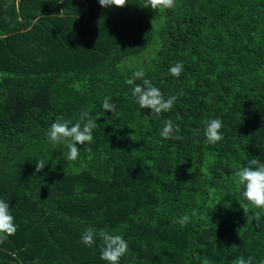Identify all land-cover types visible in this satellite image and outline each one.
I'll return each instance as SVG.
<instances>
[{
	"label": "trees",
	"instance_id": "16d2710c",
	"mask_svg": "<svg viewBox=\"0 0 264 264\" xmlns=\"http://www.w3.org/2000/svg\"><path fill=\"white\" fill-rule=\"evenodd\" d=\"M145 5L0 0V199L17 226L0 264H108L101 231L128 242L119 264H264V210L235 177L254 157L264 163V0ZM140 69L177 97L171 110L135 102L125 81ZM83 112L97 121L93 141L68 161V142L54 145L48 129ZM213 118L223 122L215 144ZM166 120L182 139L160 135Z\"/></svg>",
	"mask_w": 264,
	"mask_h": 264
},
{
	"label": "clouds",
	"instance_id": "9594fccd",
	"mask_svg": "<svg viewBox=\"0 0 264 264\" xmlns=\"http://www.w3.org/2000/svg\"><path fill=\"white\" fill-rule=\"evenodd\" d=\"M102 7H124L128 0H98ZM175 6V0H146L145 7H151L153 10L157 8H171ZM170 73L179 77L184 71L183 62H177L169 69ZM136 80H141V84H136ZM132 87V96L141 109H151L152 113L160 114L167 112L173 107L177 97L171 96L167 99L163 93L149 79L145 78L143 69L132 73L131 78L125 81ZM111 97H105L102 104L106 112L115 113L116 105L111 103ZM97 126V121L89 116L87 112H83L80 116V122L72 124L69 120L58 119L54 121L48 129V138L54 145L67 141L68 152L66 159L74 161L78 158L80 149L77 145L91 144L93 141V130ZM223 122L219 118L210 119L205 129V137L207 142L215 144L223 139L222 135ZM178 125H174L171 120H166L160 132L164 139L180 140L182 136L179 133ZM45 167L43 161L36 163V171L40 172ZM236 183L243 186L242 196L254 205L256 208L264 210V163L257 158L248 161V165L241 167L235 172ZM245 213H246V209ZM196 210L191 215L184 214L177 220L180 226H186L191 218L196 216ZM249 218V217H248ZM254 220L258 223L261 220V212L254 214ZM17 226L14 216L11 213L9 202L0 199V243L7 240L8 237L15 234ZM97 233L91 227L87 228L81 235V243L91 247L95 244ZM99 236L103 242L101 247V259L108 264H119L121 257L128 251V242L122 235L111 234L101 231ZM237 264H252V258L245 259L243 256L237 258Z\"/></svg>",
	"mask_w": 264,
	"mask_h": 264
}]
</instances>
